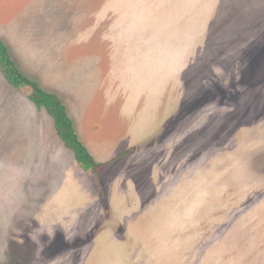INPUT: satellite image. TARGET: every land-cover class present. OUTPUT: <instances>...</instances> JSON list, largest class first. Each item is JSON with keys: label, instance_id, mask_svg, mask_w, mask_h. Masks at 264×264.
I'll list each match as a JSON object with an SVG mask.
<instances>
[{"label": "rangeland", "instance_id": "obj_1", "mask_svg": "<svg viewBox=\"0 0 264 264\" xmlns=\"http://www.w3.org/2000/svg\"><path fill=\"white\" fill-rule=\"evenodd\" d=\"M109 1L0 0L13 58L106 163L85 170L0 71V264H264V0L172 1L153 30L178 42L194 23V47L136 102L116 24L154 0Z\"/></svg>", "mask_w": 264, "mask_h": 264}, {"label": "crops", "instance_id": "obj_2", "mask_svg": "<svg viewBox=\"0 0 264 264\" xmlns=\"http://www.w3.org/2000/svg\"><path fill=\"white\" fill-rule=\"evenodd\" d=\"M126 1L124 0V2ZM172 1L173 6H178L182 1H190L192 7L187 6L188 9L192 10L195 7L193 0H154L152 8L144 7L145 11H148L146 15L139 16L134 13L130 17L120 15V19L116 24L121 27L117 32V37L120 40L113 51L112 63L118 67V74L114 73L115 77L124 78V82L126 81V85H128H125V102L144 101L146 98L150 101H159L162 96V93H158L160 85H163L162 88L165 89L170 85H174L182 77L188 58L186 55L190 52L187 51V48L194 47L192 37L195 36L196 38L195 32L193 35L194 23H190L192 35L186 30L183 35L184 39L178 42L172 40L170 34H156L153 30L158 23L166 22V20L169 21L167 25H170V18H174L170 13L171 10H169ZM108 5L112 6V2L109 0ZM154 18H157V21H154ZM127 19H132L129 21L131 24ZM149 20L154 21L156 24L151 23ZM198 27H196L197 30L200 29ZM163 35L165 37L161 38ZM49 92L56 94L66 105L68 114L72 118L76 132L81 139V135L77 131L79 122L74 115H71L67 100L59 97L58 92ZM127 110L123 113H126ZM86 145L90 148L88 144ZM94 151H97V149L95 148Z\"/></svg>", "mask_w": 264, "mask_h": 264}, {"label": "trees", "instance_id": "obj_3", "mask_svg": "<svg viewBox=\"0 0 264 264\" xmlns=\"http://www.w3.org/2000/svg\"><path fill=\"white\" fill-rule=\"evenodd\" d=\"M0 71L10 85L22 90L39 110H45L52 117L56 132L64 145L73 151L76 160L85 170L98 175L106 163L97 162L88 147L80 139L66 105L56 94L45 90L39 82L21 70L8 45L1 37ZM124 154L125 152L119 154L118 157Z\"/></svg>", "mask_w": 264, "mask_h": 264}]
</instances>
